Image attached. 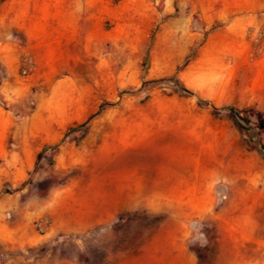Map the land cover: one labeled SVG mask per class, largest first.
I'll return each mask as SVG.
<instances>
[{
  "label": "rangeland",
  "instance_id": "374dc122",
  "mask_svg": "<svg viewBox=\"0 0 264 264\" xmlns=\"http://www.w3.org/2000/svg\"><path fill=\"white\" fill-rule=\"evenodd\" d=\"M4 80L0 264H264V0H0Z\"/></svg>",
  "mask_w": 264,
  "mask_h": 264
},
{
  "label": "crops",
  "instance_id": "0c3cea01",
  "mask_svg": "<svg viewBox=\"0 0 264 264\" xmlns=\"http://www.w3.org/2000/svg\"><path fill=\"white\" fill-rule=\"evenodd\" d=\"M1 93L4 94L2 99L8 100V80L0 82ZM4 104H8L7 101L3 103L0 99V160L8 166V110Z\"/></svg>",
  "mask_w": 264,
  "mask_h": 264
},
{
  "label": "trees",
  "instance_id": "16d2710c",
  "mask_svg": "<svg viewBox=\"0 0 264 264\" xmlns=\"http://www.w3.org/2000/svg\"><path fill=\"white\" fill-rule=\"evenodd\" d=\"M170 81H173L176 85H179L178 81L176 79H169ZM180 88L184 89L182 85H180ZM185 90V89H184ZM225 110L230 114V116L233 118L235 123L238 125V127L245 129L247 127L248 118L244 115H241L238 110H236L233 106H227L224 107ZM250 142L254 146V148L259 152V154L264 158V147L258 143L256 140L251 139L249 135Z\"/></svg>",
  "mask_w": 264,
  "mask_h": 264
}]
</instances>
